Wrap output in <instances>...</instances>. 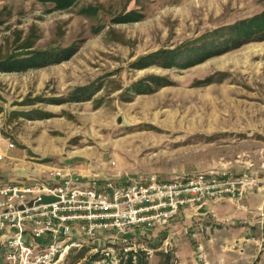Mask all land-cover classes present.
<instances>
[{
  "label": "rangeland",
  "instance_id": "rangeland-1",
  "mask_svg": "<svg viewBox=\"0 0 264 264\" xmlns=\"http://www.w3.org/2000/svg\"><path fill=\"white\" fill-rule=\"evenodd\" d=\"M0 146L2 184L77 165L260 180L58 264H264V0H0Z\"/></svg>",
  "mask_w": 264,
  "mask_h": 264
},
{
  "label": "built area",
  "instance_id": "built-area-1",
  "mask_svg": "<svg viewBox=\"0 0 264 264\" xmlns=\"http://www.w3.org/2000/svg\"><path fill=\"white\" fill-rule=\"evenodd\" d=\"M5 156L0 153V160ZM47 176L0 183V264H58L89 241L120 243L131 251L127 245L137 231L164 227L183 209L198 210L225 198L242 200L260 184L254 175L234 177L227 171L173 180L119 171L100 179L59 167ZM43 195L57 200L38 204Z\"/></svg>",
  "mask_w": 264,
  "mask_h": 264
},
{
  "label": "trees",
  "instance_id": "trees-1",
  "mask_svg": "<svg viewBox=\"0 0 264 264\" xmlns=\"http://www.w3.org/2000/svg\"><path fill=\"white\" fill-rule=\"evenodd\" d=\"M44 1H49V0H44ZM50 1H52V0H50ZM53 1H56L58 8H61V7L68 6V5L72 4L75 0H53ZM16 64L17 65L10 64L9 67L6 68V70L10 71V68H12V67L18 68L20 66L19 61ZM28 65H32V63L26 64V66H28Z\"/></svg>",
  "mask_w": 264,
  "mask_h": 264
},
{
  "label": "water",
  "instance_id": "water-1",
  "mask_svg": "<svg viewBox=\"0 0 264 264\" xmlns=\"http://www.w3.org/2000/svg\"><path fill=\"white\" fill-rule=\"evenodd\" d=\"M57 197L50 195H43L40 200L37 201L38 204L50 203L56 201ZM29 205H33V201L29 203Z\"/></svg>",
  "mask_w": 264,
  "mask_h": 264
},
{
  "label": "crops",
  "instance_id": "crops-1",
  "mask_svg": "<svg viewBox=\"0 0 264 264\" xmlns=\"http://www.w3.org/2000/svg\"><path fill=\"white\" fill-rule=\"evenodd\" d=\"M2 150H3V149H2L1 146H0V152H1ZM2 153H5V155H6V152H4V150L2 151ZM7 155H8V154H7ZM72 169H73V170L75 169V170H74L75 172H81V173L83 172V174L86 175V176H87V174L90 173L89 169H88V170H87V169H83L80 165L74 166V168H72ZM84 172H86L87 174L84 173ZM8 176H9V174H8ZM9 177H10V176H9ZM211 202H216V201H211ZM186 210H187V209H183V210L180 211V213H181V212H185ZM180 213H179V214H180ZM179 214H178V215H179ZM178 215H177V216H178Z\"/></svg>",
  "mask_w": 264,
  "mask_h": 264
}]
</instances>
